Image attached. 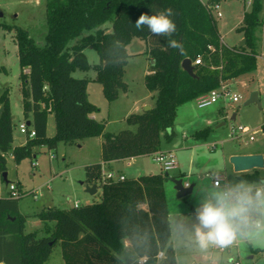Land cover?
<instances>
[{"label": "trees", "instance_id": "trees-1", "mask_svg": "<svg viewBox=\"0 0 264 264\" xmlns=\"http://www.w3.org/2000/svg\"><path fill=\"white\" fill-rule=\"evenodd\" d=\"M218 1L45 0L47 31L42 47L35 45L25 30L12 29L20 68L22 120L25 126L29 123L26 129L35 136L12 148V117L4 91L0 96L1 179L9 152L19 165L33 158L36 148L55 151L59 144L96 138L100 141L101 163L84 167V184L99 187L101 198L96 204L68 210L42 209L34 216L45 227V237L39 238L36 232H25L27 217L18 210L24 196L0 197V264H46L56 245L63 264H176L164 195L167 174L101 183L102 166L160 152L161 134L167 142L173 137L166 132L172 129L179 107L256 70L261 0H250L249 11L243 13L235 30L244 45L232 48L221 42L211 15L210 7ZM169 7L175 12L172 19L177 26L172 38L182 43L183 55L169 47L167 37L134 26L140 14L152 15ZM106 24H110V31ZM134 39L145 46L149 64L144 86L154 98V106L126 117L125 123L134 131L110 134L104 121L92 118L98 109L88 101L87 86L90 82L100 85L107 103L126 93V47ZM72 42L75 44L69 47ZM86 49L98 56V64L93 67L83 54ZM198 59L202 65L193 66L191 78L181 69V63L189 60L193 64ZM90 69L95 73L93 80L72 77L76 71ZM3 71L0 67V73ZM48 116L54 121L51 137L46 134ZM208 133L205 129L194 138L205 139ZM241 178L251 184L260 181L256 173ZM260 182L264 188V180ZM15 185L21 190L19 183ZM48 223H53L52 228L48 229Z\"/></svg>", "mask_w": 264, "mask_h": 264}, {"label": "rangeland", "instance_id": "rangeland-1", "mask_svg": "<svg viewBox=\"0 0 264 264\" xmlns=\"http://www.w3.org/2000/svg\"><path fill=\"white\" fill-rule=\"evenodd\" d=\"M200 1L206 4L209 0ZM44 3L45 0H0V67L4 68L0 73V96L7 91L13 126L12 148L23 145L25 141L18 131V126L23 123L19 92L20 68L12 29L18 27L25 30L34 44L42 47L47 31ZM218 3L221 18H217L213 11L211 15L221 42L228 48L238 47L242 37L235 30L242 22L243 13L249 11L250 0H219ZM259 20L261 26L256 35L259 55L256 70L239 75L229 81L228 86L224 84L231 96L238 97V102L223 104L219 101L205 109H198L194 101L184 104L177 110L172 129L166 132L173 135L171 141L167 142L165 134H161L160 152L174 148L179 167L178 170L168 172V180L164 183L170 241L176 264H210L213 261L227 263L230 260L240 264H264V240L238 239L222 253L215 252L212 248L202 252L179 242L174 232L177 223L190 219L189 214L196 205L194 197H203L212 191H222L224 188L227 190L237 185L262 188L260 181L264 180V167L251 171V174L256 173L260 179L259 182L251 184L241 178L244 173L235 174L229 159L224 158L223 161L222 157L223 154L234 151L257 152L255 155L262 156L264 164V0H261ZM104 27L110 31V24ZM74 44L75 42L70 43L69 47ZM126 51L129 56L123 78L127 85L126 93H120L115 102L107 103L100 85L91 82L88 86L90 102L98 109L96 118L106 123V132L114 134L126 129L134 131V127L127 126L125 118L130 114L141 113L145 107H153L155 101L144 86V76L149 64L144 54V43L134 39L126 47ZM83 54L91 67L98 64V56L93 50L86 49ZM94 76L92 69L87 72L76 71L72 75L74 79L88 80H93ZM252 94H256L258 102L247 105ZM128 111L130 114H127ZM237 127L247 128L250 134L238 141L231 140L230 130ZM47 129L48 136H52V116H48ZM205 129H209L205 139L194 138L196 133ZM249 136L253 141H248ZM96 142L95 138L77 144H59L55 151L39 147L34 150L35 159H26L19 165H15L11 152L6 155V181L19 183L24 193L36 194L35 201L31 195H25L18 202L19 213L27 217L26 233L36 232L37 237H45V227L34 217L42 209L68 210L74 207L75 202L82 207L86 205V200L90 205L100 201V188L89 197L84 192L88 186L84 184V167L100 161V147ZM212 145H215V149L210 151L209 147ZM120 166L126 178L164 174L151 157L133 160L130 168ZM215 177L222 179L218 189L212 187ZM173 181H180L182 187L191 188V192L178 198ZM1 193L6 195L5 183L0 177ZM47 226L50 229L53 223H48ZM46 264H63L59 245L52 249Z\"/></svg>", "mask_w": 264, "mask_h": 264}, {"label": "clouds", "instance_id": "clouds-1", "mask_svg": "<svg viewBox=\"0 0 264 264\" xmlns=\"http://www.w3.org/2000/svg\"><path fill=\"white\" fill-rule=\"evenodd\" d=\"M171 7L156 14L142 13L135 21L137 30L147 28L157 37H167L168 45L183 55L182 43L172 38L177 26ZM196 205L187 222H179L174 232L179 242L202 252L211 248H228L238 239L264 240V188L254 193L250 187L237 185L194 197ZM258 217L253 219V217Z\"/></svg>", "mask_w": 264, "mask_h": 264}, {"label": "built area", "instance_id": "built-area-1", "mask_svg": "<svg viewBox=\"0 0 264 264\" xmlns=\"http://www.w3.org/2000/svg\"><path fill=\"white\" fill-rule=\"evenodd\" d=\"M211 11L215 12V15L217 18H221V15L219 13V6L218 4H213L210 7ZM193 66H201L202 62H200V59L194 61ZM238 97L237 96H231L229 93V90L226 89V87L221 85L218 89L213 90L209 92L208 94L201 96L197 99L194 100V103L198 109H205L208 108L214 104H217L219 101H222L223 104L227 103H237L238 102ZM18 131L19 133L24 136V138L27 139H33L34 138V132L33 131H28L26 129V126L24 123L20 124L18 126ZM250 134V131L247 128H242V127H237L232 128L230 130V139L233 141H238L239 139L243 138L244 136H247ZM248 141L251 142L253 141L252 137H248ZM215 149V145H212L209 147L210 151H213ZM152 161L159 166L160 170L164 174H168V172L176 170L178 168L176 156L173 152H158L155 153L151 156ZM124 176L114 172V171H103L101 174V183L105 182H117V181H123ZM221 181L222 179L220 178H213L212 180V186L214 188H220L221 186ZM183 188H186L184 186ZM5 190H6V195L13 199H19L23 196H25L24 191L19 190L15 184L8 183L5 185ZM256 191V190H255ZM32 196V199L35 201L36 200V194L34 192H31L30 194ZM78 205L77 203L74 204V208H77ZM213 251L215 252H224L226 248L220 249V248H212ZM157 258L160 260L162 259V254H158ZM229 264H240L238 261H233Z\"/></svg>", "mask_w": 264, "mask_h": 264}, {"label": "water", "instance_id": "water-1", "mask_svg": "<svg viewBox=\"0 0 264 264\" xmlns=\"http://www.w3.org/2000/svg\"><path fill=\"white\" fill-rule=\"evenodd\" d=\"M244 45V40H242L239 44V47H242ZM181 69L191 78H194L193 75V67L191 65V62L189 60H184L181 63ZM257 97L256 94H252L249 101L246 103H257ZM149 107H145L143 111L149 110ZM26 126H29V123L26 124ZM229 164L233 168V172L236 174L241 173H247L252 170H261L264 167L263 164V158L260 155H241V156H232L229 158ZM3 181H6V175L5 173L2 174ZM7 183V181H6ZM173 184L175 186V190L177 192V197L181 198L185 195H188L191 192V188L185 189L182 187L180 181H173ZM85 193L89 196L95 194V186L87 187L85 189Z\"/></svg>", "mask_w": 264, "mask_h": 264}, {"label": "crops", "instance_id": "crops-1", "mask_svg": "<svg viewBox=\"0 0 264 264\" xmlns=\"http://www.w3.org/2000/svg\"><path fill=\"white\" fill-rule=\"evenodd\" d=\"M219 4V3H218ZM243 40V39H242ZM239 47V46H238ZM91 83V82H90ZM93 83V82H92ZM228 83H226V85H227ZM88 86H89V84H88ZM88 86H87V96H88V101L90 102V99H89V88H88ZM228 86V85H227ZM115 102V101H114ZM91 103V102H90ZM134 112H136V109H134ZM127 114H130V111H128V113ZM220 114L221 115H223V113L222 112H220ZM94 120H96V121H99L97 118H96V115H94L93 117H92ZM126 119V118H125ZM232 120V119H231ZM234 120V119H233ZM105 130H106V128H105ZM108 133H110V134H114V133H111V132H108ZM46 134H47V136H48V129L46 130ZM49 137V136H48ZM51 137V136H50ZM183 139H184V137H183ZM96 143H97V145L100 147V141H99V139L97 140L96 139ZM183 141H185V140H183ZM24 143H25V141H24ZM23 143V144H24ZM21 146V145H20ZM79 148H81V146H79ZM162 151V150H161ZM166 152H173L174 154H175V149L173 148H169V149H166L165 150ZM255 154H258L257 152H229V153H227L226 155L225 154H223L222 155V157H223V161H225L224 160V158L226 159V160H228L230 157H232V156H241V155H255ZM176 155V154H175ZM33 158L35 159V157L33 156ZM135 159H138V158H133V159H129V160H123V161H117V162H111V163H107V164H104L103 166H102V168H103V171H114V172H117V173H119V174H121V175H123L124 177H125V175H124V173L122 172V166H120V165H123V167H125V168H130L131 167V165H132V161L133 160H135ZM98 163H101V158H100V161L98 162ZM231 166V165H230ZM179 168V167H178ZM178 168L176 169V170H178ZM231 168H232V166H231ZM232 170H233V168H232ZM251 171L250 172H247V173H241V174H243V175H251ZM236 174V173H235ZM242 175V176H243ZM126 178V177H125ZM80 185H83V183H80ZM87 187H91V186H87ZM86 187V188H87ZM213 187V186H212ZM221 187V186H220ZM99 187H96L95 186V194L97 193V189H98ZM214 188V187H213ZM259 188V186L258 187H254V188H251V189H255V190H257ZM214 189H218V188H214ZM21 190L23 191L24 189L21 187ZM224 190H226V188H224ZM85 192V191H84ZM94 195V194H93ZM3 196H5V195H2V193L0 194V197H3ZM92 196V195H91ZM87 197H89V195H87ZM76 203V202H75ZM85 204L86 205H90V203H89V201L88 200H86L85 201ZM85 205V206H86ZM78 207H79V205H78ZM125 245H127V243H125ZM254 254H257V253H254ZM249 260H252V258H250ZM231 262H233V260H230L229 262H227V263H222V262H217V261H213V262H211L210 264H229V263H231Z\"/></svg>", "mask_w": 264, "mask_h": 264}]
</instances>
